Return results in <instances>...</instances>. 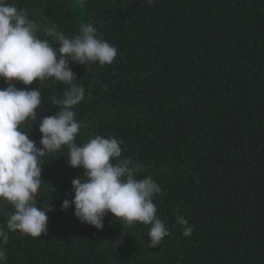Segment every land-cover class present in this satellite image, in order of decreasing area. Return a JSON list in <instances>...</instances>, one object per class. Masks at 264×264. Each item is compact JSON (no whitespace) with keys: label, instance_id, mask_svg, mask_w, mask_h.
<instances>
[{"label":"trees","instance_id":"obj_1","mask_svg":"<svg viewBox=\"0 0 264 264\" xmlns=\"http://www.w3.org/2000/svg\"><path fill=\"white\" fill-rule=\"evenodd\" d=\"M36 22L38 35L66 36L91 23L117 48L110 65L70 62L85 88L74 106L82 125L76 143L101 135L121 142L123 159L151 176L153 197L169 235L150 247V226L122 227L111 215L103 230L81 223L67 148L42 166L37 203H49L47 233L9 232L14 211L0 202L8 233L4 264H264V0H9ZM58 47L59 45H54ZM40 88L38 119L21 126L40 147V116L60 111L64 87ZM7 87L0 78V88ZM177 216L193 232L184 237Z\"/></svg>","mask_w":264,"mask_h":264},{"label":"clouds","instance_id":"obj_2","mask_svg":"<svg viewBox=\"0 0 264 264\" xmlns=\"http://www.w3.org/2000/svg\"><path fill=\"white\" fill-rule=\"evenodd\" d=\"M156 2L146 0L148 6ZM37 33L38 26L26 10L0 0V78L7 85L0 88V202L14 210L6 222L8 231L32 238L47 233V213L54 209L49 203H37L42 166L52 153L66 147L67 165L83 169V174L72 179V199L63 200L61 210L73 207L81 223L97 230H103L108 215L122 227L137 223L150 226L149 244L156 248L169 235L153 202L162 191L160 185L151 176L136 178L137 169L129 159L121 158V142L115 138L95 135L82 146L76 143L82 125L73 108L84 100L85 88L77 83L70 62L110 65L117 57V48L98 38L91 23L82 24L79 33L70 37L49 28L46 36L51 41ZM36 80L66 86L62 97L51 101L60 106V111L40 116V147L21 130L27 122L38 119L40 88H17L14 83L29 86ZM176 220L181 234L190 236L193 228L188 221L180 216ZM8 239V233L0 227V264L6 260L4 245Z\"/></svg>","mask_w":264,"mask_h":264}]
</instances>
